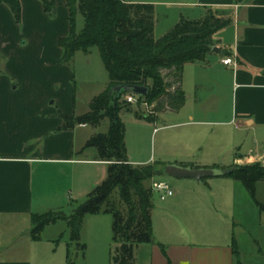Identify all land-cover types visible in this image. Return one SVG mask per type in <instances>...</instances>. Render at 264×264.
Segmentation results:
<instances>
[{
	"label": "crops",
	"instance_id": "crops-1",
	"mask_svg": "<svg viewBox=\"0 0 264 264\" xmlns=\"http://www.w3.org/2000/svg\"><path fill=\"white\" fill-rule=\"evenodd\" d=\"M55 1L51 17L40 0H20V21L6 3L0 4V264H53L69 229L45 236L56 228L51 224L34 240L32 216L50 210L70 214L76 164H109L96 152L84 156L86 145L79 150L77 130L89 125L62 129L61 114L75 115L72 64L80 51L62 62L59 39L70 33V11L67 0ZM191 3L230 18V40H216L208 62L206 57L184 66L183 74L193 68L189 72L199 90L193 106L187 107L189 95L180 109L163 110L176 119L164 127L183 130L165 136L175 149L165 165L225 169L264 164V0ZM226 57L236 65L224 64ZM202 62L208 64L205 70H214L211 76L201 74ZM178 84L182 88V79ZM204 88L209 91L200 97ZM223 101L229 103L227 111ZM219 125L222 131L209 128ZM236 134H245L249 142ZM102 168L105 180L108 167ZM171 184L174 195L153 200L154 241L136 246V264H264V181L257 183L255 197L225 175L177 178ZM70 244L69 239L67 253Z\"/></svg>",
	"mask_w": 264,
	"mask_h": 264
},
{
	"label": "trees",
	"instance_id": "trees-1",
	"mask_svg": "<svg viewBox=\"0 0 264 264\" xmlns=\"http://www.w3.org/2000/svg\"><path fill=\"white\" fill-rule=\"evenodd\" d=\"M40 1L45 12L54 16L56 1ZM1 3L10 7L17 21L21 20L20 0H0ZM67 5L71 29L67 36L59 39L63 49L62 62H70L79 51L89 53L93 47H97L108 72L109 83L102 93L93 98L89 112L82 115L61 114L62 129L68 130L82 124L99 126L108 119V132L93 136L84 149H94L97 159L109 164L105 180L88 194L85 201H70L75 206L70 214L64 210L34 214L31 237L40 240L47 226L66 221L71 237L67 260L68 264H74L72 248L74 244L81 245V226L85 216L109 213L113 217L111 264H136V246L154 241V193L152 183L148 186L146 182L153 176L162 175L166 165L134 166L130 163L125 140L126 126L119 116L123 108L132 110V104L125 98L130 92H121L116 98L117 91L113 89L120 85L146 86L149 92L144 97L139 96L138 105L143 102L159 105L163 97H168L169 107L180 109L186 101L185 92L181 85L170 92L168 89L171 85L166 81L163 70H171L180 83L184 66L205 60L213 51V35L227 27L231 19L218 16L213 11L201 20L183 18L164 36L156 39L155 7L151 3L67 0ZM79 13L85 20L80 32L77 31ZM135 114L149 121L156 118L153 113L136 111ZM225 170V176L242 182L253 197L257 183L264 181V164L260 162L234 164ZM82 247L83 250L85 247ZM235 253L238 254L236 248Z\"/></svg>",
	"mask_w": 264,
	"mask_h": 264
},
{
	"label": "rangeland",
	"instance_id": "rangeland-1",
	"mask_svg": "<svg viewBox=\"0 0 264 264\" xmlns=\"http://www.w3.org/2000/svg\"><path fill=\"white\" fill-rule=\"evenodd\" d=\"M158 3L153 2L155 7L154 20H155V31L154 36L156 39L164 36L170 29H172L181 19L186 18L189 20H201L211 12V8L208 5L203 4L198 6L191 2H197V0H156ZM167 2V3H165ZM171 2V3H168ZM186 2V3H183ZM199 2V1H198ZM204 2V1H203ZM206 6V7H205ZM213 11V9H212ZM85 20L82 14L77 16V31H81L84 27ZM213 42L216 40L225 43L230 40L229 28H223L217 31L213 35ZM211 60L210 55H207V62ZM201 74H205L207 77L213 74L214 70H205L208 64L202 62ZM72 67L75 71V78L72 82L73 85V103L75 115H82L90 110V103L93 98L102 93L108 86L109 75L102 61L100 52L97 47H93L89 53L80 51L77 58L75 59ZM187 67L182 78V89L185 92L186 98L191 95L192 103L189 102V106L194 105V98L196 85L194 74L189 72ZM163 75L166 81L171 85L168 89L170 92L176 91L179 87L177 77H174L171 70H163ZM209 89L204 88L199 91V96L204 97L208 93ZM51 100L50 102H52ZM186 102V101H185ZM161 105L160 107H158ZM154 103L149 109L143 104H132V110L123 108L120 111V120L126 126V145L128 158L137 161L148 160L152 162V165H161L165 163V160L171 158L172 152L175 150L170 144L165 142V136H175L180 134L182 129H171L164 126L175 122L173 112H165V108L169 107L168 97H163L161 101ZM223 109L227 111L229 103L226 101L221 102ZM158 109V110H157ZM154 111L152 115L156 116L155 120L149 121L144 116L138 117L135 112L140 111L142 113L150 114V111ZM157 110V111H156ZM160 112V113H159ZM110 121L105 119L101 125L93 126L89 125L86 128H79L77 130V144L79 150L85 146L93 136L99 133H107L109 130ZM224 126L209 127L214 132L222 131ZM231 129V128H230ZM211 131V132H212ZM237 139L245 138L247 143L248 138L245 134H236ZM238 150V148H237ZM95 150L87 149L84 152V156H93ZM171 160V159H170ZM137 166L139 164H133ZM144 165V164H143ZM103 166L100 164H76L74 172V183H73V197L75 201L83 202L86 200L89 193H91L96 186L102 183L104 180L101 179V170ZM164 179H167L174 183L177 178L168 176L163 168ZM162 174V175H163ZM163 180L162 176H153L146 183L148 186L153 181ZM117 194L114 195V198ZM154 200L158 199V196L154 194ZM74 205L72 208L74 209ZM67 222L59 221L56 223V228H50L45 232V236L52 235L56 232L60 234L64 230H67ZM70 232L67 233L66 239L61 241L58 252L55 255L53 264H67V241L70 239ZM80 246L73 245V259L74 264H111V250L113 247V217L111 214H89L85 216L81 226V239ZM84 245V253L82 246ZM81 248V249H80ZM239 257V253L237 254Z\"/></svg>",
	"mask_w": 264,
	"mask_h": 264
},
{
	"label": "water",
	"instance_id": "water-1",
	"mask_svg": "<svg viewBox=\"0 0 264 264\" xmlns=\"http://www.w3.org/2000/svg\"><path fill=\"white\" fill-rule=\"evenodd\" d=\"M113 91H117L116 98H118L121 92L124 91L133 93L140 97H144L148 94L149 88L140 85H120L115 87ZM165 173L168 176L178 179L192 178L200 181L203 178L224 176L226 175L227 170L220 168H194L191 166H183L178 163H170L165 166Z\"/></svg>",
	"mask_w": 264,
	"mask_h": 264
},
{
	"label": "built area",
	"instance_id": "built-area-1",
	"mask_svg": "<svg viewBox=\"0 0 264 264\" xmlns=\"http://www.w3.org/2000/svg\"><path fill=\"white\" fill-rule=\"evenodd\" d=\"M223 63L224 64H234L236 65L235 60L232 57H226L225 59H223ZM126 100L131 103V104H137L139 101V96L135 95L133 93H130L128 95H126ZM143 105L146 106V108H150L152 105H149L147 102H143ZM151 113H154V111H150ZM152 190L153 193L156 194L160 199H166L172 195H174V188L171 184L170 181L168 180H157V181H153L152 182Z\"/></svg>",
	"mask_w": 264,
	"mask_h": 264
}]
</instances>
